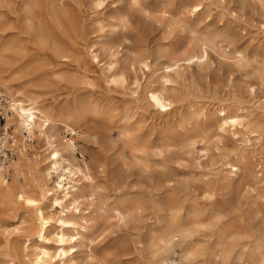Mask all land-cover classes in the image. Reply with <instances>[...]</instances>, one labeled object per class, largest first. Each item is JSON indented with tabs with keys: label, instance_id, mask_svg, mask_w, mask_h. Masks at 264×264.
<instances>
[{
	"label": "rangeland",
	"instance_id": "1",
	"mask_svg": "<svg viewBox=\"0 0 264 264\" xmlns=\"http://www.w3.org/2000/svg\"><path fill=\"white\" fill-rule=\"evenodd\" d=\"M0 21L8 107L1 84L53 113L88 168L71 212L85 226L69 251L77 264H161L151 250L162 232L168 264H264V0H0ZM221 107L242 117L236 131L218 129ZM7 123L0 264H28L38 223L16 194L38 197L45 145L21 139L10 110Z\"/></svg>",
	"mask_w": 264,
	"mask_h": 264
},
{
	"label": "bare ground",
	"instance_id": "2",
	"mask_svg": "<svg viewBox=\"0 0 264 264\" xmlns=\"http://www.w3.org/2000/svg\"><path fill=\"white\" fill-rule=\"evenodd\" d=\"M194 7L198 8V6ZM193 56L189 57L188 59H191ZM93 57L96 58L98 56L95 54ZM199 57H202V54H200ZM176 67L178 68L179 66L177 65ZM112 78L114 81H117L121 78V75L112 74ZM1 86L5 89L7 94L12 97V99L9 100V107L7 105L8 103L6 104V110L11 111V114L15 120V130L19 133L21 139H23V132L25 131L35 135L45 145L43 149V160H46V163L42 168L37 169V171H40L42 175V181L37 186V189L39 190L38 197H32L23 188L19 189L16 194V197L26 206L34 209L36 221L38 223L36 230V238H38V240H35V244L32 246H29L28 244L24 246V249L27 251L25 254L26 257L27 255L29 256L28 248L32 247L31 258L29 257L28 264H49L51 262L56 264H77L76 260L73 259V256L69 251L73 250L76 244L75 241L78 238V242L84 238V235L82 231L80 232L79 228H84L85 226L74 220L73 214L71 212L77 208L79 204V198L85 197L83 190L79 187V180L81 177L86 176L85 170L88 168L86 167L85 163H82L81 165L75 157V145L72 140L63 141L61 138L56 137L57 133L55 134L53 129L57 124L53 113L43 109L38 104L36 99L31 97H26L25 99L17 98L22 95L21 88L11 92L8 85L1 84ZM158 91L152 89L149 90L147 100L153 106H157L166 110V107L170 106L171 100ZM2 94L4 95V93ZM2 94L0 93V95ZM217 116L218 129L222 132L228 131L230 126H232L233 130L236 131L237 125H241L243 120L242 117H239L237 113H229L224 107L218 109ZM67 125L69 126V129L73 131L74 128H72L69 124ZM25 161L29 162V164H32L33 166H38L40 163L38 160H29L26 159V157ZM230 166L233 168L232 171L236 172L239 170V167L236 163ZM52 178L55 179L53 180ZM51 179L54 184L53 186L48 187L47 183ZM62 180H64V182ZM65 180H67V183ZM68 182H71L72 184L69 185ZM2 185L4 186V181L3 177L0 175V186ZM47 198L50 201L51 208H60L58 215L55 217H53L52 214L46 212L42 204L44 199ZM115 213L121 219L124 218L123 211L115 209ZM52 224L55 225L57 231L53 234L54 244H49L48 242L50 241V238L48 235ZM69 232L72 233L69 234ZM162 233L163 234L157 235L153 238L155 242L152 244V246H155V249L151 250V254L154 256L157 254L162 255L159 258L160 263L168 264L169 261L167 262V259L164 258V256L170 252L171 245L167 243L168 240L166 241V232ZM179 235L181 239L184 240L189 236V232L181 231ZM26 240L30 241L31 238L26 237ZM173 246H178V243H174ZM190 256L191 253L187 252L185 258ZM262 261L264 262V257H262Z\"/></svg>",
	"mask_w": 264,
	"mask_h": 264
},
{
	"label": "built area",
	"instance_id": "3",
	"mask_svg": "<svg viewBox=\"0 0 264 264\" xmlns=\"http://www.w3.org/2000/svg\"><path fill=\"white\" fill-rule=\"evenodd\" d=\"M8 103L5 96L0 95V169L8 168V164L13 161L14 153L10 146L14 142L15 137L11 125L7 123V116L9 111L6 110Z\"/></svg>",
	"mask_w": 264,
	"mask_h": 264
}]
</instances>
